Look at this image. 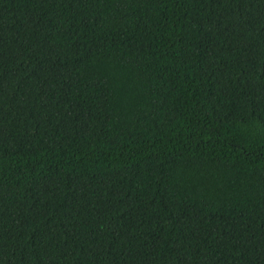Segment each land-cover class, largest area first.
<instances>
[{
    "label": "trees",
    "instance_id": "trees-1",
    "mask_svg": "<svg viewBox=\"0 0 264 264\" xmlns=\"http://www.w3.org/2000/svg\"><path fill=\"white\" fill-rule=\"evenodd\" d=\"M0 264H264V0H0Z\"/></svg>",
    "mask_w": 264,
    "mask_h": 264
}]
</instances>
